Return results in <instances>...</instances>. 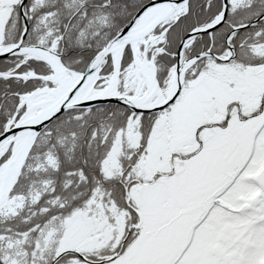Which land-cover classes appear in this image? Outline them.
Here are the masks:
<instances>
[{
	"label": "snow or ice",
	"instance_id": "6c2138e0",
	"mask_svg": "<svg viewBox=\"0 0 264 264\" xmlns=\"http://www.w3.org/2000/svg\"><path fill=\"white\" fill-rule=\"evenodd\" d=\"M0 264H264V0H0Z\"/></svg>",
	"mask_w": 264,
	"mask_h": 264
}]
</instances>
